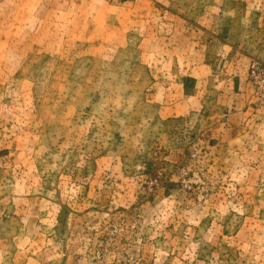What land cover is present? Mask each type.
<instances>
[{
  "label": "rangeland",
  "instance_id": "rangeland-1",
  "mask_svg": "<svg viewBox=\"0 0 264 264\" xmlns=\"http://www.w3.org/2000/svg\"><path fill=\"white\" fill-rule=\"evenodd\" d=\"M0 264H264V0H0Z\"/></svg>",
  "mask_w": 264,
  "mask_h": 264
}]
</instances>
